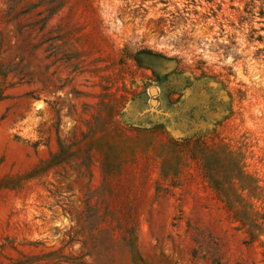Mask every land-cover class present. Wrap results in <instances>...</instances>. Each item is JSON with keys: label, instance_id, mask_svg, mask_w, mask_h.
I'll return each mask as SVG.
<instances>
[{"label": "rangeland", "instance_id": "374dc122", "mask_svg": "<svg viewBox=\"0 0 264 264\" xmlns=\"http://www.w3.org/2000/svg\"><path fill=\"white\" fill-rule=\"evenodd\" d=\"M0 250L264 264V0H0Z\"/></svg>", "mask_w": 264, "mask_h": 264}, {"label": "trees", "instance_id": "16d2710c", "mask_svg": "<svg viewBox=\"0 0 264 264\" xmlns=\"http://www.w3.org/2000/svg\"><path fill=\"white\" fill-rule=\"evenodd\" d=\"M234 152L233 151H228L227 155L233 156ZM210 157V156H209ZM205 169L207 171V178L211 182V184L218 190V192L223 196L224 198L227 199V202L231 206V208L235 209L236 215L238 218L245 222H250L253 223L252 227L257 228L259 226L258 224L252 222L250 218V212L247 210L248 202H246L243 197H241L240 194L230 192V188H225V184L228 182L234 184V180H238V187L242 191L248 189L250 191L251 195L254 193V191L257 188H260L256 182L257 179L253 177L252 174L245 172L241 167H235L232 169V173L228 175H222L220 173L214 172V164H209L207 163V166H205ZM4 248V246H1V249ZM1 250H0V264H30V258L28 256H23V257H18V258H8L9 261L6 262L1 258Z\"/></svg>", "mask_w": 264, "mask_h": 264}, {"label": "bare ground", "instance_id": "6f19581e", "mask_svg": "<svg viewBox=\"0 0 264 264\" xmlns=\"http://www.w3.org/2000/svg\"><path fill=\"white\" fill-rule=\"evenodd\" d=\"M41 106V103H37V108H40Z\"/></svg>", "mask_w": 264, "mask_h": 264}]
</instances>
